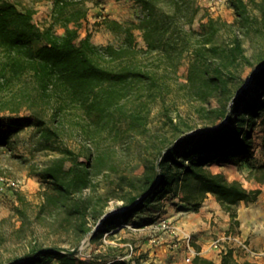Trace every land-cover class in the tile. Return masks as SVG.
Returning a JSON list of instances; mask_svg holds the SVG:
<instances>
[{
  "label": "trees",
  "instance_id": "16d2710c",
  "mask_svg": "<svg viewBox=\"0 0 264 264\" xmlns=\"http://www.w3.org/2000/svg\"><path fill=\"white\" fill-rule=\"evenodd\" d=\"M52 2L54 22L62 26V33L54 24L39 28L32 7L0 0V94L23 83L7 99L0 97V145L25 126H33L34 149L53 153L34 168L41 183L40 203L34 205L23 193H16L15 213L22 226L39 224L48 233L43 240L36 238L25 260L15 264H55L54 260L56 264H157L147 253L127 257L113 245H107L109 252L87 258L78 253L36 252L48 245L72 248L86 236L92 242L112 237L138 214L158 212L166 198H178L198 211L211 193L229 213L234 231L240 224L239 204L255 202L262 189L229 180L209 165L249 162L256 154L254 132L264 120V56H259L248 87L242 88L239 66L244 60L252 62L244 36L253 29L264 37V0H231L234 21L222 23L209 17L200 20L199 28L194 27L200 10L195 0H133L140 9L135 19L105 16L96 21L115 37L104 45L95 43L91 32L81 35L88 16L85 0ZM222 24L233 28L228 41L220 38ZM143 55L158 60L155 65L144 64ZM185 55L189 67L182 86L186 96L200 102L197 110L203 127L167 115L171 135H153L152 104L170 88L158 67L165 64L176 72ZM27 76L31 82L25 81ZM26 107L30 114L21 115ZM70 129L83 137L80 149L63 141ZM140 135L147 137L148 153L140 173L122 169L118 151L101 146L106 136L117 141L126 136L137 140ZM261 147L264 156V136ZM248 178L264 184V163L252 166ZM114 199L122 200L120 208L103 218ZM221 253V264H253L236 259L232 248ZM193 264L216 262L200 253Z\"/></svg>",
  "mask_w": 264,
  "mask_h": 264
},
{
  "label": "rangeland",
  "instance_id": "374dc122",
  "mask_svg": "<svg viewBox=\"0 0 264 264\" xmlns=\"http://www.w3.org/2000/svg\"><path fill=\"white\" fill-rule=\"evenodd\" d=\"M12 1L16 2L21 8L32 7L35 10L34 21L39 28L43 29L48 25L54 24L58 33L64 31L59 23L54 22L52 15V0ZM230 1L231 0H195L200 10L194 27L199 28L200 20H206L209 17L218 18L222 23L224 21L228 23L234 21L236 14ZM85 4L88 8V16L83 20L81 35L83 37L88 32H91L93 41L99 45L107 44L115 40V37L110 31L105 29V27L101 25L97 26L96 21L101 20L105 16L126 21L135 19L140 12L139 6L135 4L133 0H85ZM250 10L253 15L257 14V10L254 7L250 6ZM222 27L223 29L220 34L221 40H230V32L233 28L228 26V24H222ZM137 33L138 41L140 45L143 46L144 40L141 34L139 32ZM244 37L246 54L252 62L244 60L239 66L240 80L244 81L243 88L248 87L251 83L253 72L258 66L259 56H264V37L262 35L252 29L251 32ZM143 57L144 64L155 65L158 60L154 55H143ZM158 64H160V62H158ZM188 67V55L184 56L176 72H171L170 68L167 70L165 64H161V66L158 67L162 74L165 73L167 75L166 79L170 88L164 98H159L152 104L149 125L153 135H171V128L167 115H172L177 120L182 119V121H186V124L195 125L198 129L203 127L202 120L197 110L200 102L196 98L194 99L186 96V90L182 86L186 81ZM25 81L31 82L32 78L27 76ZM22 84L17 83L11 88L5 89L1 92L0 97L7 99L13 92L21 88ZM217 103L218 100L214 99L213 104ZM29 114L30 110L28 107L24 108L21 113V115L25 116ZM259 129L260 128L257 126L254 134ZM70 130L63 141L74 149H80V147L85 144L83 137L78 131L72 132V129ZM36 134V130L33 126H25L20 131L14 133L7 144L0 145V174H6L20 181V188L17 191L0 195V264H8L17 257L25 256L30 251L31 243L34 242L36 238L43 240L48 233L44 227L39 224L33 226L27 223L25 227H23L21 219L15 213V207L19 203L17 192L23 193L34 205L39 204L41 201V183L34 168L44 165L53 153L46 150L39 151L34 149L33 139L36 137ZM136 139L137 140L130 136H126L123 140L115 141L113 137L106 136L102 138L101 146L106 147L111 145L113 150L118 151L119 161L123 164L122 169L129 173H140L143 169L145 156L148 154L146 152L147 137L140 135L137 136ZM259 145L260 141L255 142L256 149ZM211 165H209V168ZM244 176L246 179L248 178V174ZM107 184L108 182L105 179V181H103V186L106 187ZM164 200L166 201L168 199L166 198ZM121 204L122 200L120 199L112 200L110 202L109 211L120 208ZM157 217L156 211L150 209L149 211L147 210L135 216L134 220L120 228L112 237L105 235L102 239H97L92 242L91 237L86 236L85 242L78 254L82 258H87L94 254L109 252L107 245H113L119 246L121 250L126 253L127 257L141 252L147 253L149 259L156 263V238L166 236V233L155 231L150 226L153 223V219ZM230 232L237 233L235 230H230L227 233ZM217 237L218 235L216 234L214 239ZM122 238H126L127 240L122 241ZM150 239H155V241H150V243ZM181 240H183V238L177 239L176 241L181 242ZM191 243L201 252V246L194 238H192ZM180 249L183 250L184 246L179 247V250ZM233 253L234 257L243 263L249 261L256 264V262L248 258L254 256L248 255L238 248L233 250ZM215 258L216 264H221L222 253L218 252ZM218 259H220L219 262H217ZM54 263L56 264L57 260H54ZM186 263L193 264V261H187Z\"/></svg>",
  "mask_w": 264,
  "mask_h": 264
},
{
  "label": "crops",
  "instance_id": "0c3cea01",
  "mask_svg": "<svg viewBox=\"0 0 264 264\" xmlns=\"http://www.w3.org/2000/svg\"><path fill=\"white\" fill-rule=\"evenodd\" d=\"M260 128L255 134V142L260 141L256 154L249 162H240L238 164H219L214 163L210 170L215 173H224L229 180L239 179L244 182L248 188H261L262 193L255 202L242 201L238 207L239 225L235 226V231L245 237L251 246L259 254L254 257H248L256 264H264V184L254 178H245L249 170L254 165L264 163V156L261 151V143L264 136V120L258 125ZM158 218H165L173 221L183 234H190L201 246V254L215 258L219 252L212 246L214 236L217 234L223 236L231 230V219L216 196L209 194L198 211L187 207L185 203L178 198L166 200L162 209L156 212ZM177 238L167 234L156 238V263L158 264H188L186 263L187 242L183 238L181 242ZM155 241L150 239L149 242ZM150 242V243H151ZM184 244V245H183ZM184 246V249L179 247ZM185 251V252H184ZM184 256V258H183ZM216 259V258H215ZM220 259L217 260L219 262Z\"/></svg>",
  "mask_w": 264,
  "mask_h": 264
},
{
  "label": "built area",
  "instance_id": "2783aa9c",
  "mask_svg": "<svg viewBox=\"0 0 264 264\" xmlns=\"http://www.w3.org/2000/svg\"><path fill=\"white\" fill-rule=\"evenodd\" d=\"M20 188V181L16 178L8 176L6 174H0V195L15 192ZM127 225V224H125ZM151 228L155 231L170 234L177 239L185 238L187 242V256L186 261L192 262L194 257L201 252L198 251L191 243L192 236L190 234H183L179 227L171 220L165 218H158L151 225ZM212 246L223 252L232 248L236 250L237 248L247 253L248 255L254 256L259 254V252L254 249L249 241L238 233H226L223 236H219L212 241Z\"/></svg>",
  "mask_w": 264,
  "mask_h": 264
},
{
  "label": "water",
  "instance_id": "95a60500",
  "mask_svg": "<svg viewBox=\"0 0 264 264\" xmlns=\"http://www.w3.org/2000/svg\"><path fill=\"white\" fill-rule=\"evenodd\" d=\"M243 88V87H242ZM241 88V89H242ZM239 89V91L241 90ZM165 151H163L159 157L157 166H159L162 155ZM115 210L109 211L108 213H106L104 215L103 218H105L107 215H109L110 213L114 212ZM102 221V220H101ZM86 238V237H85ZM85 238H83L75 247L69 248L67 246H63V245H48V246H44L38 249V251L36 252V254H44L46 252L49 251H58V252H64V253H68V254H76L80 251V249L82 248L84 242H85ZM25 260V256H20L17 257L15 259H13L12 261H10L8 264H15L17 262L23 261Z\"/></svg>",
  "mask_w": 264,
  "mask_h": 264
}]
</instances>
